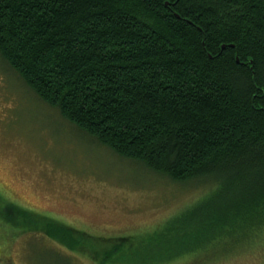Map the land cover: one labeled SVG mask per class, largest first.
I'll list each match as a JSON object with an SVG mask.
<instances>
[{
	"label": "trees",
	"instance_id": "trees-1",
	"mask_svg": "<svg viewBox=\"0 0 264 264\" xmlns=\"http://www.w3.org/2000/svg\"><path fill=\"white\" fill-rule=\"evenodd\" d=\"M0 57L119 156L212 186L143 236L96 237L0 208L14 233L97 264L264 250V0H0Z\"/></svg>",
	"mask_w": 264,
	"mask_h": 264
},
{
	"label": "rangeland",
	"instance_id": "rangeland-1",
	"mask_svg": "<svg viewBox=\"0 0 264 264\" xmlns=\"http://www.w3.org/2000/svg\"><path fill=\"white\" fill-rule=\"evenodd\" d=\"M211 187L119 156L39 99L0 57V208L19 206L96 237L143 236ZM19 233L0 217V264H97L45 235ZM215 256L168 264H264L263 249Z\"/></svg>",
	"mask_w": 264,
	"mask_h": 264
},
{
	"label": "water",
	"instance_id": "water-1",
	"mask_svg": "<svg viewBox=\"0 0 264 264\" xmlns=\"http://www.w3.org/2000/svg\"><path fill=\"white\" fill-rule=\"evenodd\" d=\"M167 4H168V3H167ZM222 47L225 48L226 46L223 45ZM232 47H235V45H232ZM237 62H240L239 58H237ZM251 63H253V62L251 61Z\"/></svg>",
	"mask_w": 264,
	"mask_h": 264
}]
</instances>
